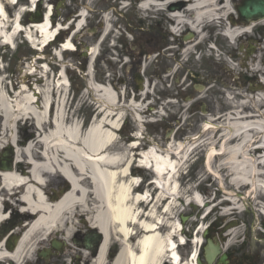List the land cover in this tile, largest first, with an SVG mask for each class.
Instances as JSON below:
<instances>
[{"label":"bare ground","instance_id":"obj_1","mask_svg":"<svg viewBox=\"0 0 264 264\" xmlns=\"http://www.w3.org/2000/svg\"><path fill=\"white\" fill-rule=\"evenodd\" d=\"M243 1L245 0H147L145 6H149L154 15L165 16L169 7L183 2L184 6L180 10L170 11L171 13L168 12V14L180 25L190 27L193 34L185 40L186 44H191L198 40L197 34L203 29L204 24H211L219 17L229 14L231 10L235 11ZM3 7L6 13L8 8H11L6 7L4 3L0 4V13L5 16ZM20 15L21 13L18 12L16 21ZM190 15H193L192 19H189ZM37 20L33 19L32 24L40 30L46 40L52 34V28L48 29V15L41 22ZM13 22L8 20V26H11ZM107 22L106 19V25L102 24L104 28L101 37L110 28ZM211 25L213 27V24ZM251 26H255L256 31H264V17L246 22L230 14L226 22L220 21L214 24V27L218 31H223L231 41L243 32L249 31ZM79 27L80 25H77L76 28ZM14 28L18 29L17 24ZM1 36L5 42L14 44V31L7 34L5 22H1L0 19ZM252 38L253 41L250 43L252 50L247 54L241 53L240 66L252 76H261L264 83L263 57L256 55L263 50H257L255 45H252L258 42L256 37ZM240 46L241 49L245 48L243 43ZM64 48L70 49L72 45L67 42ZM95 51L96 49L92 50L93 53ZM91 61L92 58L89 62L90 67H92ZM89 75L91 81L92 74L89 73ZM60 79L55 87L52 81L41 90L42 86L38 84L35 74L25 75L17 84H13L15 89L19 85L25 86V89L17 92L14 90L16 95L12 97L4 85V80L0 78V150L1 145L3 149H7L13 162L10 171H0V226L8 222L7 208L14 211L12 206H16L26 212L21 218H18V213L13 214L14 217L10 223L17 222V227L6 233L0 240V264L28 263L32 261L34 253L39 252L42 249L41 246L51 239L62 247L73 250V246L68 247L66 239L74 236L75 231L82 233V230H87L86 228L90 226L104 236L98 253L95 257H91L87 252L83 255L77 253L76 259L72 258V264H82V262L83 264H108L107 250L110 246L111 231H114L121 246V251L111 264H169V262L181 264L176 248L178 243L176 244L175 241V238H179L181 225L177 222L175 214L178 211V201L182 193L178 188L175 173L183 160L187 161L196 149L192 150L186 143H179L174 149L168 147L157 151L153 148L148 153L142 154L141 164L147 167L151 165L154 185L158 188H153L156 191V197L152 199L150 191L145 194L138 193V187L135 188L138 180L129 178L127 175L133 161L131 154L137 141L130 148L124 149L126 153L112 151L119 143L115 132L121 125L125 110L131 114L132 111L135 112V123L138 129L141 127L143 109L136 97L127 106H123L120 105L119 94L108 85L97 86L89 82L88 89L91 95L95 96L94 104L91 106H95L97 116L92 120L89 131L84 134L83 129L76 123L70 128L67 126L65 105L67 89ZM32 83L37 85L39 92L26 97ZM239 89L234 86L225 89L224 94L233 95L234 99L230 105L234 108V112L227 115L225 125L212 126L213 118L203 125L206 129L204 132L207 134L213 133L209 128L221 129L217 141H211L216 139V136L213 137L212 134L210 138L201 140L200 145L196 147H205L209 144L210 148L205 156L207 171L215 174L219 184L227 183V188H231L234 192V194H228L231 200L226 199L221 202L215 210L224 205L229 206L230 201L233 205L238 199L243 202L250 201L249 194L244 199L242 195L239 196L241 191L247 188H251V194L264 191V85L257 87L251 85L249 90ZM55 90V103L53 109L51 107V120L48 122L45 113L49 102H53ZM140 91L143 93L148 91L147 85L145 84ZM8 98L13 100V104ZM248 110H254V116L242 115V111ZM21 122H24L23 131L27 137L35 129L37 135L29 140L30 142L22 143L21 140L16 139L15 145L19 149L12 151L11 124L19 126ZM47 123L52 131L48 135L44 134ZM206 141L211 142L206 143ZM256 144L260 147L252 148ZM215 145H218L220 150V156L217 157H214L219 154L214 150ZM173 155L176 157L175 161L170 158ZM52 177L57 178L58 183L61 184L66 178L71 183L69 192L61 194L60 188H50L45 191L42 187L48 180L50 182ZM259 183L263 184V188L258 185ZM7 190L11 191V194L8 195ZM194 199L199 204L202 203L198 195H195ZM142 202H145L147 206L152 204L148 212L139 209ZM256 206L259 207L257 204ZM38 210L41 212L32 215ZM233 214H235L234 209L231 212H224L223 215L232 217ZM83 215L89 217L85 220ZM21 219L28 222L26 227L20 221ZM7 226L8 224L5 225ZM87 232L91 231L87 230ZM83 233L86 234V232ZM19 234L21 235L15 246L9 250L6 246L7 242ZM238 234V228H233L229 230L227 236L231 237L230 239H236ZM59 235L63 239L58 240ZM11 241L13 243V239ZM132 241L135 243L132 244ZM178 241L182 242L183 239L179 238ZM211 241L217 243L218 239ZM199 242L197 234L193 242L195 245L193 256L184 264H195ZM232 244L229 242L228 245L227 242L225 246ZM71 253L69 252L70 256H72Z\"/></svg>","mask_w":264,"mask_h":264},{"label":"rangeland","instance_id":"obj_2","mask_svg":"<svg viewBox=\"0 0 264 264\" xmlns=\"http://www.w3.org/2000/svg\"><path fill=\"white\" fill-rule=\"evenodd\" d=\"M22 3H24L26 7H29L26 0H22ZM47 4L55 5L57 15L55 18V23H62V25L67 26L68 24L72 23V20L75 17H77L75 15L76 11L79 9L80 5L85 4V2L82 0H43L40 3L39 11L42 12ZM107 4L108 2L102 0L86 1V5L90 9V16L87 20V27L84 28L82 32L75 34L73 37V41L79 47V50L75 54H62V62H58L57 59L60 57V51H58V49L56 51H53L48 48L45 50L44 54L50 53L49 57L45 56V58L47 59L46 62L48 63L49 67L43 65L42 69L39 68V66L35 67V69L33 66L37 56L34 55V51L31 49L29 44H27V42L23 40V38H21V40H16V50L12 51L9 48L0 49V69H3V72H0V78L4 80L6 89L9 90L10 86H12L13 84H17L25 75L31 76L35 74L38 79V84L42 86V88L40 89L43 90V86H45L47 83L49 84L54 81L55 84L57 82L56 77L54 80H52L51 75H45V71L47 70V68L51 69V74L52 72H56L57 74L59 73L62 75V78L60 79V82L62 84H65L66 81H68L70 84L71 92L67 101L66 112H68L67 114L71 118L70 120H68L67 126L70 128V126L75 123L77 125H80L82 121H85V127L90 124L92 115H95L96 112V108H94L95 106H91L92 104H94L93 98L95 99V96L91 95V92L88 89L89 82H91L92 85L97 86H106L110 84L112 86V90H114L117 94H120V105L122 104L123 106H127L130 101L129 99L132 98V94L135 93V75L138 74L144 79V81H148L150 85L149 90L153 95L148 94L146 98L147 101L153 99V103L155 104L157 102L160 103L161 101L165 100V95L167 94H171L169 97H174L175 95L178 96H176V102L172 103L173 105L167 106L169 110L167 109V107L163 108L165 111L164 118H160L153 112L149 114L147 112L145 113L144 110V114L141 115L142 119L146 120L147 123L144 124L143 128H141L142 136H144L146 140L149 139L152 143L151 145L155 148L157 147V151L164 150L168 147L174 149L177 147V145H179V143H190L189 140L185 141V139H188L187 137H189L191 134L195 135L199 133L198 124L203 122V120L209 119L211 117L214 118L216 115H219L221 117V115H224V113H229V105H231L230 102H233V100H226L227 95L224 94V92L227 87L234 86V88L236 89H250L249 81L251 79L250 77H252L251 74L245 72L244 69L241 68L240 70H243L245 74L236 76V74L238 73V69L236 68V66L229 63L231 68L235 70L233 72L229 70V68L227 69V65H224L222 62H214L211 57L208 59L205 57L202 60L195 59L192 60V62L190 60L188 64L190 67L188 69L189 71L182 75V77L178 76V78H173L172 80V78L169 77L171 72L174 70H177V72L180 71V68L177 69L178 66L173 64L174 59L178 56V54L176 55L174 52L176 49H180L178 46L179 44H185L181 43V39L180 43H178V39H172L168 36L169 29H167L166 26V21H168L166 15L161 16L160 14H155L152 20L142 23L140 19L141 15H139V12L137 13V10L135 9V7H133V5H131L130 8L128 7V9L125 8L124 10H122L123 13H121V15L123 18L121 16H117V18H114L112 20V27H120L118 28V32L122 36L119 37L120 34L117 32H111L109 37L105 39L104 43L100 47L99 57L96 58L95 62L92 65L93 72L90 81L89 77H87L90 76L87 73V70H89L88 54L91 50H88V48L92 47V50L97 49V47H95V44H97L98 40L101 38V32L104 28V26L102 25V20L99 16V12H101V10H103L104 7L107 6ZM14 12V9L12 10L8 8L10 17H13ZM22 21L24 24H27L32 20H29L27 15H25ZM80 22L81 19L78 21L76 20L74 24H79ZM140 26H142L143 28L140 29ZM109 27H111L110 23ZM126 30L130 31L131 36H126L124 34ZM26 32L28 33V31ZM209 34L210 33H207L205 35L209 36ZM117 37H119V39H116ZM253 37H256L258 39V42L254 44L252 43V45H255L257 50H263V52L257 53L256 55H258L260 58L263 57L262 67L264 68V45L262 43V39L264 38V31H255ZM112 40H114V42L117 44V47L115 49L110 47ZM251 41H253V38L252 40L249 39L241 42L245 45V48H242L243 53L247 54L249 52V49L251 48ZM217 43L224 44L219 40ZM162 48H164L163 51H160V54L155 59L152 56H147V54H152L153 52L157 51L158 49L161 50ZM200 49L202 52L206 51L205 46L200 47ZM240 52L241 49L239 46H237L235 50L230 51V55L238 58L240 57ZM82 53H86V56L83 57ZM40 55L41 54H38V57H41ZM218 59L219 58H216V60ZM180 62L181 61H179L178 63ZM81 66H84L83 72H81ZM194 72L198 74V78L196 77L194 81H191L190 75H192ZM195 83L197 85L203 86L202 89L204 90L195 89ZM20 89H25V86L19 85L15 91L17 92ZM38 92L39 89H37V85L32 83L30 91L28 88L26 97H31L33 96V93ZM187 96H195L196 106H199L197 107V109H192L193 114L191 115H188V109H186L188 103L190 104L191 101L183 99V97L186 98ZM137 99H139V97H136V100ZM8 100L11 104H13V100L11 98H8ZM146 100L138 104L144 106ZM201 103L207 104L208 106H210V109H207L208 106L203 107ZM68 109L69 111H67ZM132 112L133 114H135L134 111ZM245 113H242V115ZM133 114L125 110L123 117L124 129L122 130H125V133L123 132L122 135H120V140L118 141L119 143L114 147L112 151H121L122 153H126L124 149L127 147L130 148V143L125 140V137H130V131H132L134 134L138 130V125L133 120ZM11 130L12 132L10 133V137L13 144L12 146H16V139L21 140L22 143L23 141L30 142L29 140L36 137L37 135V131L35 129L31 133H29L30 136L27 137L23 131L24 122H21L19 126L11 124ZM47 131H50V129L46 128V132ZM174 131H176V134L172 138ZM181 131L183 133L178 134V132ZM167 135L168 137H166ZM211 136L212 134L204 133V138L202 137V139L206 140V138H210ZM215 136L213 135V137H215L216 139L211 141H217L219 136ZM211 141H206V143H209ZM148 145L150 144L141 143L138 150L134 151L131 154V158H136V156L134 155H136L137 153L143 154L142 152L147 149ZM205 146L209 145L206 144ZM1 148L2 149L0 150V157L4 153H7V149H3L2 145ZM18 149L19 148L14 147L12 148V151H17ZM193 155H191L188 159L190 162H186L184 166L189 165L191 161L196 160L198 157L199 159H197L196 162H194V165L189 168L188 175L179 179V188L181 190V193H187L189 199L193 195H198L201 198L202 203L206 202L207 207H204V209H210L212 207V204L214 205L218 203L220 200H222L223 197L230 199L228 196L222 195L223 192L221 190H229V193L234 194L233 190L231 188H227V183L225 182H222L218 185L216 183L212 184L213 179L209 177V175L203 168L202 154H198V157H194ZM25 170L26 172H28L27 169ZM138 174L142 178L143 182L138 187L137 192H142L144 194L148 191L152 192V188L154 187L153 185L149 184V180L154 179L153 174L144 170L139 171ZM69 187V184L65 182V180L64 183L61 184L58 183L57 178L52 177L51 181L49 182L48 180L45 186H43L42 188H45V191H47L50 188H60L63 190V188L68 189ZM250 190L251 188H247L241 191V194L239 195L240 197L242 195L244 199L249 194L251 200H246V202H243L238 199L240 202L235 204L236 206L233 205L235 210L237 211L232 215V217L224 216L223 214L226 211L231 212L233 206H225L222 207L221 210L216 209L215 212L210 215L209 219H207V223H214L212 232L214 240L218 239V243L220 244L221 249L227 247L230 249L228 250V252H232L233 260L244 255L251 257L254 264H264V216L257 212V207L254 202V198L257 196L262 198L261 200L264 201V191L261 190V192L257 194L254 192L251 194ZM218 191H221V194L218 193ZM152 193L155 196L156 191L153 190ZM214 193H216L215 199H213ZM150 206L141 203L139 209L148 212ZM244 207L246 209V213L242 212V209ZM12 208H14V211L13 209L11 210L10 208H7V214L11 212L10 220L13 219V214H17V211H20V209L16 206H12ZM204 211L205 210L199 209L193 204L185 206L182 203L178 204V211L176 214L175 211H173V213L178 216V220L179 216L184 215L185 217H187L184 225L185 234L188 235V239L194 237L195 231L199 228L200 218L197 214ZM82 217L88 218V215H83ZM6 224L1 225L0 230H5L4 227ZM13 224L17 225V222H14ZM233 228H238L239 230V234L236 239H230L231 237L227 236L229 230ZM83 232H87V230H82V235L85 234ZM77 234H80V231H75L76 236ZM58 237V240L63 239L61 235H59ZM74 238L75 237L71 236L66 239L68 247L70 245L73 246V250L64 247L61 254L57 253L54 256H51L48 264H70L71 259L75 258V256H77V253H80L81 255L84 254L86 250H84L83 248L77 247L78 249H75V244L73 243ZM115 238H117V236L115 235L114 231H111V247L107 255L108 264H111V262L115 258V255L117 257L121 250V246L114 240ZM175 241L177 244V238H175ZM227 242L228 245L229 242L233 244L230 246L227 245L226 247L225 244ZM50 243L51 241H47L45 244H43L41 246L42 250L49 249ZM191 249H193V247L187 240L186 245L178 247V251L180 253H184L185 255H187L186 258L189 256ZM69 252H72L71 254L72 256L74 255V257L70 256ZM37 259V253H35L32 261H30V264H42V262L38 261Z\"/></svg>","mask_w":264,"mask_h":264},{"label":"flooded vegetation","instance_id":"obj_3","mask_svg":"<svg viewBox=\"0 0 264 264\" xmlns=\"http://www.w3.org/2000/svg\"><path fill=\"white\" fill-rule=\"evenodd\" d=\"M171 8H172V6L171 7H169L168 8V12H170V10H171ZM190 18V17H189ZM186 41H182L181 40V43H185ZM178 43H180V40H178ZM197 41L195 42V44H194V46H193V48H192V52H189V47H183V45L181 44H179L178 46H179V48H180V50H179V52L178 53H176V55L178 54V56H177V58H175L174 59V65H176V66H178L177 67V69L178 68H180V71L179 72H177V70L175 71H172L171 72V74L170 75H173V73H175L176 72V77H182V75H184L185 73H187V71H189L188 69L190 68L189 67V61L191 60V62H192V60H195V58H197V54H198V52L200 51V46H196L197 45ZM183 47V48H182ZM179 61H181L180 63H178ZM191 77H190V80L191 81H193V80H195L196 79V77L198 78V74L197 73H193L192 75H190ZM165 95V94H164ZM171 95V94H170ZM170 95H165L166 97L168 96H170ZM192 99L194 98V97H191ZM206 106H208V105H206ZM198 107V106H197ZM194 108L196 109V105L194 106ZM208 110L210 109V106H208V108H207ZM214 228V227H213ZM213 228H211V230H209L208 232H207V234L205 235V237L203 238L204 239V242H205V246L206 245H208V242L210 241V240H212V239H214V237L212 236V232H213ZM204 246V247H205ZM203 247V251L201 252V255H200V262L201 263H204L205 261H206V256H205V248ZM225 256H226V260H224V261H222L221 260V258H222V255H218L217 257H216V259H215V261H214V263L213 264H254V262H253V259L250 257H248V256H241V257H238L237 259H232L233 258V256H232V252H228V250L227 251H225ZM72 257H74V255L72 256ZM42 262V261H41ZM43 264V263H42ZM72 264V263H71Z\"/></svg>","mask_w":264,"mask_h":264},{"label":"water","instance_id":"obj_4","mask_svg":"<svg viewBox=\"0 0 264 264\" xmlns=\"http://www.w3.org/2000/svg\"><path fill=\"white\" fill-rule=\"evenodd\" d=\"M239 14H240L241 19L246 20V21L253 19V18L264 17V0L245 1L243 6L239 8ZM1 169L10 170L11 169L10 161H9V164H7V166H5L4 161H2ZM100 238H101V235L99 234H93V236L91 237H86L84 241L86 249L92 251L93 254H95L96 252L95 244L98 242V240H100ZM51 248L56 251H60L61 245L56 242H53L51 245ZM217 253H218V250L213 249L212 247L208 249L207 254H206V259H207L208 264L212 262L213 258L216 256ZM48 256H49V252H44L40 255V257L43 258L44 260H47Z\"/></svg>","mask_w":264,"mask_h":264}]
</instances>
